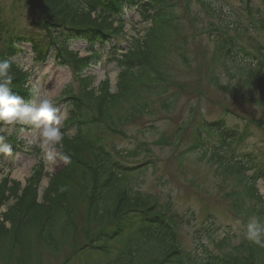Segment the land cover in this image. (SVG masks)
Segmentation results:
<instances>
[{
    "label": "trees",
    "instance_id": "16d2710c",
    "mask_svg": "<svg viewBox=\"0 0 264 264\" xmlns=\"http://www.w3.org/2000/svg\"><path fill=\"white\" fill-rule=\"evenodd\" d=\"M23 1L40 16L37 22L40 28L64 29L67 36L61 42V51L75 63L80 59L67 52V38L112 29V23H107L101 15L93 17V10L86 9H92V0ZM148 2L153 5L151 9L156 10L153 27L141 38L134 39L131 49L119 60L124 69L117 78L115 92H111L107 83L94 90L88 80L79 97L71 96L70 90L64 93L73 101V110L65 125H69L68 128L78 123L74 134H63L64 139L59 143L60 152L67 159L64 168L50 176L39 196L38 187L43 177V165L39 164L13 206L7 204L12 196V188L8 187L10 181L6 178L1 181L0 210L8 205L5 212H0L1 260L13 261L16 250L31 251L33 236L39 247L49 254H56L62 248L71 249L59 264H264V247L246 238L233 249L221 242L214 247L217 254L204 247L205 258L189 257L180 248L174 230L180 218L158 205L151 196L142 194L135 183V168L123 165L95 135L92 137L93 126L94 130L104 126L111 133H117L120 126L148 111L155 101L153 98L160 96L158 88L151 89L169 83V72L162 66V60L171 48L186 45V37L175 17L176 0ZM198 5L208 19L205 31L215 44V57L228 78L223 90L241 82L240 88L247 89L242 99L252 97L257 106L264 108V64L257 63V72L253 62L248 60L250 52L254 51V55L264 58V48L247 34L252 25L263 27V20L244 0H240V6L248 22L243 12L227 10L223 0H198ZM193 21L199 22L200 16ZM5 25L0 11V59L10 60L17 38L14 32L3 35ZM7 34L10 36L6 37ZM180 55L185 61L184 55ZM11 72L12 91L20 90L25 81L22 72L12 64ZM239 76L243 79L236 80ZM168 101L161 105L166 112L170 108ZM190 137L191 143L181 156L186 158L187 153L196 150L200 162L212 166L214 177L221 181L220 186L230 183L226 194L236 199L240 211L245 207L244 201L240 203V191L245 189L247 198L253 202L248 210L264 223V201L255 187L257 180H264V168L256 163L253 155L239 158V132L223 124L202 122L201 128L193 130ZM248 171L253 172L252 176L246 175ZM81 205L85 213L80 215Z\"/></svg>",
    "mask_w": 264,
    "mask_h": 264
},
{
    "label": "rangeland",
    "instance_id": "374dc122",
    "mask_svg": "<svg viewBox=\"0 0 264 264\" xmlns=\"http://www.w3.org/2000/svg\"><path fill=\"white\" fill-rule=\"evenodd\" d=\"M2 1L5 5L10 3V0ZM228 1L234 6H239L237 0ZM252 3L264 12V0H253ZM179 5L186 7L180 17L183 19L182 24L185 25V32L189 37L186 53L190 64L185 67L179 60L176 50H171L168 53V58L162 64L169 72V81H171L168 83L170 86L163 97L167 101L170 100L169 111L165 112V109L160 106V99H156L150 105L148 114L144 113L143 116H139L134 122L130 121L129 125L124 127L125 138L108 133L103 126L97 128L96 133L105 135L106 145L113 146L122 153L136 151L141 145L148 150L149 154H146L141 149L139 157L132 161V163H136L144 159H152L154 162L144 174L136 178V184L140 183L139 188L142 192L159 196L161 201L168 199L175 212L184 218L190 215L191 218L192 216L195 218V222L187 229L186 227L182 228L179 234L180 242L187 250L194 248L191 240L194 229L208 225L212 221L215 226L220 227L219 234L214 235V239L227 238L226 243L230 248L240 242L247 224L254 218L247 214H234L230 207V200L225 197L230 183L220 186L221 181L214 177L212 166L197 162V156L180 161L177 155L191 143L192 138L191 140L189 138L193 130L201 128L204 120L209 122L217 120L224 115V107H229L246 120L255 119L262 123L260 127L257 121L248 125L251 135L248 140L249 145L254 148V143L257 144L255 148L258 149L260 158L264 154V108L257 106L252 97L242 99V95L246 94L247 89H245L246 87L240 88L241 82L233 84V89L223 90V87L228 83V78L221 68L211 70L213 64L210 63V57L213 52V44L207 38L208 34L204 33L203 29H206L208 23L207 18L199 11L198 0H178V8ZM14 6H16L19 27H21L19 30L28 28L32 14L18 7V4ZM197 14L200 16L199 22L192 20L193 15ZM6 15L11 16V13L6 11ZM127 17L131 18L124 29L127 37L134 36L136 32H141L147 26L141 21L139 22L138 16L130 11L127 12ZM249 32L254 38L262 40L260 32ZM25 48L29 51L28 47ZM71 48L80 53L79 57L88 54L83 42L72 44ZM95 48L98 50L99 47L96 45ZM33 59L32 54L23 56L19 59V66L24 70L33 69V76L29 84L33 90H38L44 98L49 99L53 106L59 109L62 123L66 116L65 108L56 103L62 89L70 82L69 73L65 68L55 67L52 62L36 65L33 63ZM104 60H106L105 57H103L100 66L89 70L87 76L92 78L94 88H98L99 84L107 79L111 92H115L118 69L114 63ZM239 79L242 80L243 76H239L236 80ZM73 90L77 91L76 85H73ZM230 91L237 93L238 98L232 96ZM149 100L153 101V99ZM239 116L229 115L228 126H235L234 128L238 126L242 129L244 124L240 121L242 119ZM141 131L143 133H140ZM12 133L11 128L9 134ZM16 138L24 144L26 150L42 151L44 154L46 167L39 185V194L41 195L42 190L47 187L49 176L62 169L65 159L60 156L57 144L45 143L41 128L33 125L29 131L20 130L17 132ZM159 142L163 144L157 145L156 143ZM3 161L6 167L3 173L9 175L12 181L10 186L12 196L7 204L13 206L18 197L22 195L23 190L29 185L27 181L33 175L35 160L27 156L16 155L8 159L5 157ZM9 169L12 171L9 172ZM257 186L264 199V184L260 182ZM7 206H4L2 211ZM84 209L81 205L78 213L84 214ZM32 239L31 251L16 250L13 261L8 263L0 259V264H58L71 252L69 248H62L54 255L49 254L39 247L37 239L33 236Z\"/></svg>",
    "mask_w": 264,
    "mask_h": 264
},
{
    "label": "clouds",
    "instance_id": "9594fccd",
    "mask_svg": "<svg viewBox=\"0 0 264 264\" xmlns=\"http://www.w3.org/2000/svg\"><path fill=\"white\" fill-rule=\"evenodd\" d=\"M12 80L10 60L0 59V123L32 124L42 129L45 143H61L64 137L61 132L59 109L35 89L32 92V99L25 101L12 91ZM11 152V145L0 143V153L11 154ZM245 238L255 245L264 247V223L256 219L249 222L246 226Z\"/></svg>",
    "mask_w": 264,
    "mask_h": 264
}]
</instances>
